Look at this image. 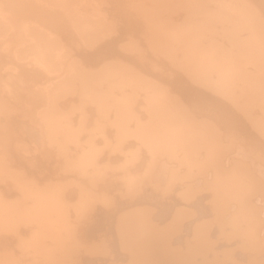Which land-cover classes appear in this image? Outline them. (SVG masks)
<instances>
[{"label": "bare ground", "instance_id": "1", "mask_svg": "<svg viewBox=\"0 0 264 264\" xmlns=\"http://www.w3.org/2000/svg\"><path fill=\"white\" fill-rule=\"evenodd\" d=\"M0 264H264V0H0Z\"/></svg>", "mask_w": 264, "mask_h": 264}, {"label": "rangeland", "instance_id": "2", "mask_svg": "<svg viewBox=\"0 0 264 264\" xmlns=\"http://www.w3.org/2000/svg\"><path fill=\"white\" fill-rule=\"evenodd\" d=\"M22 125V127H24L25 128V130L27 129L28 130V132H30V128L28 127V126H26V125H24V124H21ZM21 125H18V126H21ZM29 128V129H28ZM14 155V154H13ZM13 159L14 160H19L16 156H14L13 157ZM26 169L27 170H30V171H35V170H37V169H39L38 167H35V166H26ZM95 263H98V262H95Z\"/></svg>", "mask_w": 264, "mask_h": 264}]
</instances>
